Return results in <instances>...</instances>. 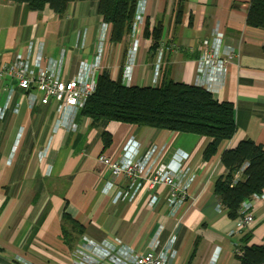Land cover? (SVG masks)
I'll list each match as a JSON object with an SVG mask.
<instances>
[{
	"label": "crops",
	"instance_id": "crops-1",
	"mask_svg": "<svg viewBox=\"0 0 264 264\" xmlns=\"http://www.w3.org/2000/svg\"><path fill=\"white\" fill-rule=\"evenodd\" d=\"M249 5L250 0H184L178 19L177 0H143L139 30L115 43L108 26L100 51L103 22L96 1H73L59 15L48 5L36 11L26 3L0 0V63L27 54L32 44V58L39 52L54 60L62 55L63 80L75 77L82 62L92 64L100 56L112 79L121 73L127 85L156 86L165 75L199 85L202 42L219 26L221 49L233 48L234 57L225 75L214 74L199 86L233 103L237 124L235 135L212 160L204 161L207 137L118 121L92 128L90 119L77 120L79 112L74 130H55V100L31 109L18 85H0V109H5L0 119V264H73V252L86 238L121 242L134 252L146 251L153 239L161 248L173 238L177 256L171 264L236 263L234 249L241 234L233 231L239 219L226 213L213 187L226 173L223 150L244 139L264 147V30L247 24ZM146 22L162 29L156 49L143 35ZM135 34L139 42L133 53ZM102 130L112 137L109 146ZM131 139L138 145L136 158L151 150L158 165L183 158L192 179L188 199L176 213H170L167 186L149 189L143 182L137 187L128 175L114 180L109 167L100 164L101 155L124 156ZM118 191L125 198L115 202ZM251 212L250 243L264 245V189ZM64 213L72 220L64 221ZM75 223L81 232L71 228Z\"/></svg>",
	"mask_w": 264,
	"mask_h": 264
},
{
	"label": "trees",
	"instance_id": "trees-1",
	"mask_svg": "<svg viewBox=\"0 0 264 264\" xmlns=\"http://www.w3.org/2000/svg\"><path fill=\"white\" fill-rule=\"evenodd\" d=\"M26 3L41 11L48 5L54 12L64 15L69 3L78 0H9ZM97 2V13L103 23L111 28V40L121 42L132 34L138 6L143 0H90ZM184 0H177L178 19L183 11ZM247 24L264 30V0H250ZM144 37L152 40L156 49L162 38V29L150 27L146 22ZM81 117L90 119V127L104 128L111 121L144 125L171 131L192 133L209 138L203 151L204 161H210L222 144L231 139L236 131L235 106L220 101L206 87L186 84L165 75L156 86L127 85L120 73L112 79L109 69H103L97 77L96 91L79 111ZM105 146L112 141L111 135L102 130ZM226 173L215 180L213 191L219 204L232 218H238L243 202L264 189V147L251 139L241 140L236 147L225 149L220 156ZM240 177L236 179V174ZM72 220L64 213V221ZM71 228L81 232L77 223ZM64 230L65 223L63 224ZM69 232L71 242L75 239ZM67 237V236H66ZM67 237L66 241L71 243ZM249 232L241 234L234 249L235 264H264V245L250 243Z\"/></svg>",
	"mask_w": 264,
	"mask_h": 264
},
{
	"label": "built area",
	"instance_id": "built-area-1",
	"mask_svg": "<svg viewBox=\"0 0 264 264\" xmlns=\"http://www.w3.org/2000/svg\"><path fill=\"white\" fill-rule=\"evenodd\" d=\"M103 22V21H102ZM144 22V8L141 2L138 6L136 19L134 23V32L139 30ZM108 25L102 23L103 32L100 35L98 48L102 50V43L106 36ZM134 35L133 48L134 53L137 49L138 39ZM223 32L217 26L213 30L211 38L202 42L201 57L198 63L199 78L198 84L205 85L212 81L214 74L225 75L226 66L234 57V50L230 48L226 51L221 49ZM30 52L27 54H18L15 59L8 63H0V85L11 86L13 83L18 85L26 92L27 103L31 109L38 104H48L50 101H56L57 119L55 130L61 126H68L75 129L74 118L77 113L85 106L87 99L96 91L97 77L103 70L100 56L95 58L92 64L82 62L79 73L70 80H63L60 73V62L62 55L54 60L49 56L42 55L41 52L35 54L32 58ZM57 69L59 71H57ZM130 78V73H127ZM157 78V76H156ZM31 89H36L41 93L38 96ZM18 107V105H17ZM5 109H0V119L3 117ZM18 109L15 108L14 112ZM63 118H65L63 120ZM69 124L65 125V122ZM129 140L124 146L125 154L122 157L110 158L106 155L99 157L100 164L108 166L111 170L114 180L120 175L131 176L140 187L143 182L149 189L165 185L168 187L170 213L174 214L188 199L191 177L188 169L183 167V158L174 160L175 164L161 163L158 165L157 159L153 157L152 150L136 158L138 145ZM236 174V179L240 177ZM113 185L110 183V186ZM259 195H254L250 200L242 203L238 210V227L233 233L242 234L249 230L254 222V216L251 212L254 205V199ZM155 199V196H153ZM125 198L121 191H118L114 201L118 202ZM160 241L153 239L148 249L143 252H134L129 245L111 241L93 242L85 239L73 252L71 258L73 264H171V259L177 256L174 239L168 240L163 246ZM23 264H32L22 262Z\"/></svg>",
	"mask_w": 264,
	"mask_h": 264
}]
</instances>
